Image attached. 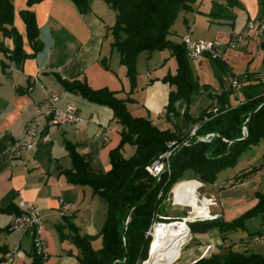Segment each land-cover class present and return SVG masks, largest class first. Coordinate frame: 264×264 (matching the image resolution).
<instances>
[{"label":"crops","instance_id":"1","mask_svg":"<svg viewBox=\"0 0 264 264\" xmlns=\"http://www.w3.org/2000/svg\"><path fill=\"white\" fill-rule=\"evenodd\" d=\"M202 1L209 5L206 16L198 15L199 0L193 3L194 10L191 12L179 11L183 12V15L173 22L167 36L172 43H181V36L186 32L195 39H218L226 43L232 32L244 30L249 19L264 20V3L260 0ZM13 4V24L22 36L27 57L17 65L9 59V52L0 51V262L4 261L8 254L11 256L8 264H29L32 260L31 236L10 228L15 208L24 201L39 208L43 216L42 237L46 257L41 264H79V250L67 237L70 234L69 228L64 226V236H61L55 227L62 222L60 203L72 205L64 215L72 217V222L81 234L90 239L94 249L101 247L108 205L106 200L94 193L89 186L73 184L66 179L62 172L70 169L72 164L65 142L73 143L94 171L106 172L111 167L109 153L120 142L121 124L113 117L110 107L67 91L58 77L64 80L76 79L85 82L92 89L106 88L116 92L121 98L127 97L130 83L126 68L120 63L119 52L111 45L112 37L109 32V27L115 22V13L103 0H91L87 13H81L71 0H42L30 7L27 6V0H13ZM26 8L34 13L39 29L41 48L35 53L27 39L25 24L20 16V11ZM212 12L214 15L210 17ZM199 21L201 25H197ZM0 40L8 51L12 49L13 42L10 38L0 36ZM164 50H167V54L158 53L157 57H152L154 51H142L144 56L140 61L138 54L137 62L150 64L137 66V85L130 94L133 101L128 102L127 107L134 117H148L160 128L184 133L186 128L184 129L180 116L175 118L171 115L169 119L165 118L170 85L163 77L171 73V67L165 70L164 65L170 64L173 56L169 49ZM220 56L235 75L248 71L249 74L244 76L243 80L246 79L249 83L264 73L261 68L263 51L254 36L248 38L246 47L242 49L223 47ZM189 61L200 84L209 87L208 90L201 89L193 95L189 113L191 117H196L208 104L214 102V95L228 87L232 77L226 78L223 83L219 82L213 74L207 56L201 60ZM175 69L176 64L172 72H175ZM55 92L59 94L55 106L63 109L68 104L75 105L78 115L84 120L83 124L50 126L47 129L51 138L49 142L37 141L32 152L11 155L7 149V141L25 137V124L33 116L34 109L47 95ZM238 97L242 98L240 90L234 98ZM177 108L182 112V105ZM132 153V146L125 145L124 155ZM254 178L244 181V184L263 183L256 181L259 178ZM196 185L194 180L186 182L185 185H177L174 188L176 197L179 198V191L188 192L184 198L191 196ZM211 186L204 184L201 189ZM214 195L217 203L212 208L222 217L220 195ZM241 199L243 200L244 196ZM204 200L208 201L203 199L200 207H206ZM250 202L246 207L250 208L256 203L255 196ZM184 205L192 206L190 198ZM233 206L235 205H230ZM235 217L237 216H232L229 220ZM247 227L251 229L247 236L264 232V218H249L243 229ZM230 233L227 240L231 239ZM194 238L195 244L187 247L181 255L180 249L178 256V251L170 256L153 254L145 264H190L200 257L218 252L217 246L227 241L221 240L217 230L194 235ZM95 242L99 243L98 247L94 246ZM156 243H162L160 251L163 254L173 252L180 244L160 240ZM203 250L206 252L203 253ZM248 250L254 251L252 248Z\"/></svg>","mask_w":264,"mask_h":264},{"label":"trees","instance_id":"2","mask_svg":"<svg viewBox=\"0 0 264 264\" xmlns=\"http://www.w3.org/2000/svg\"><path fill=\"white\" fill-rule=\"evenodd\" d=\"M40 1L42 0H27V6ZM71 1L81 13L90 10L91 0ZM103 1L115 13V22L109 27V32L112 37L111 45L119 52L120 63L126 68L130 83L127 97L121 98L116 92L106 88L92 89L85 82L76 79L64 80L58 77L67 91L110 107L113 117L121 124L120 142L109 153L111 167L106 172L94 171L76 146L69 141L65 142L72 164L70 169L62 172L66 179L73 184L89 186L107 202L108 213L102 230L101 247L93 248L90 239L80 233L71 216L62 215V222L55 227L61 236H64L63 227L69 228L70 234L67 237L79 250V264H141L147 259L151 241L147 232L151 225L169 222L160 216H168L167 201L175 186L182 180L215 184L222 169L233 166L246 149L264 141V83L261 77L254 79L252 83L243 80L249 74L248 71L235 75L221 56L208 57L213 74L219 82L223 83L226 78L232 77L231 81H238L239 87L232 86L230 82L226 89L213 96L211 106L217 105L218 112L209 114V120L202 121L207 108L201 110L196 117H191L189 111L193 95L201 89L208 90L209 87L200 84L182 42L172 43L167 38L179 11L190 8L191 0ZM260 1L264 3V0ZM213 15V12L210 13V17ZM20 16L35 53L41 48L35 15L26 8L20 11ZM13 17V0H0V36L10 38L13 42L12 49L8 51L0 40V51L9 52V59L20 65L27 53L23 49L22 36L13 24ZM259 47L263 51L264 69V37L260 40ZM162 49H169L176 61L175 72L163 77L170 85L165 118L180 116L186 128L199 123L196 135L214 133L210 141H199L196 137L189 136V131L183 133L160 128L148 117H134L128 110V102L133 101L130 94L137 85L138 54ZM239 90L242 98H235L236 102L232 103L231 97L236 96ZM178 105L183 106L182 112L178 110ZM242 126L246 127V135L242 134ZM170 142H175L176 147L169 158V170L153 177L146 167L169 149ZM125 145L132 146L131 155H124ZM262 166L263 164L254 166L247 172L240 170L231 178L234 182L232 186L238 180L244 181L247 173L258 171ZM187 171H190V175L183 178ZM255 198L256 203L252 207L232 220H223L218 216L212 220L189 222L192 235L217 230L224 242L229 232L243 228L249 218H264V192H256ZM19 212L20 209L15 208L14 213ZM152 256L150 250L149 258ZM45 257V254L33 250L29 264H41ZM190 264H264V254L248 249L233 250L229 246L226 251L213 252Z\"/></svg>","mask_w":264,"mask_h":264},{"label":"built area","instance_id":"3","mask_svg":"<svg viewBox=\"0 0 264 264\" xmlns=\"http://www.w3.org/2000/svg\"><path fill=\"white\" fill-rule=\"evenodd\" d=\"M250 36L257 38L258 42L264 37V20L254 18L249 19L245 24V28L241 32H232L229 40L226 43L220 41H206L204 39H195L189 33L185 34L182 37V44L184 46L186 56L189 60H201L204 56L207 57H218L221 54L223 47L229 49H242L246 47L247 40ZM261 81L264 83V73L261 76ZM232 86L236 87V80L231 81ZM59 99L58 93H52L47 95L34 109L33 116L25 124V137L22 139H9L7 141V149L9 153L13 156L19 155L22 152L30 153L34 150L36 142L40 141L43 143L49 142L51 140L48 128L50 126H62L66 124H74L79 126L83 124L84 120L78 115V109L73 104H68L63 109L57 108L55 106L56 102ZM217 105H212L207 108L205 115L202 118V121L209 120V114L217 113ZM200 124L195 123L192 125V128L189 131V136L196 137L199 141H210L214 136V133H207L205 135L197 136L196 131L199 128ZM242 134L246 135V127L242 126ZM176 147L175 142L169 143V149L160 154L150 165L146 167L147 171L153 177H158L164 171L169 170V158ZM259 174L264 175V165L260 170L257 171ZM191 180H184L182 182H188ZM196 181V189L204 187V184ZM179 182L177 185L181 184ZM244 181L238 180L237 183H243ZM233 180L230 179V185L232 186ZM235 184V185H236ZM176 185V186H177ZM175 186V187H176ZM212 187L214 190L220 189L222 186L220 184H213ZM176 192L174 191V197ZM179 194L184 195V191H179ZM211 198L207 199L209 204H215V199L213 195ZM177 203V202H176ZM182 204V203H177ZM19 213H15L12 216L10 222V228L13 230L21 231L22 233L28 234L32 238L33 250L37 253L45 254V243L42 237L43 231V216L39 208L35 207L32 204L27 202H21L19 204ZM72 208V205L61 202L60 211L64 215L68 210ZM205 212L200 213L197 217L193 218H183L182 222H192L193 220L204 219V218H215L216 215H209L207 208L204 207ZM160 218L168 220V217L160 216ZM179 222V221H176ZM159 222L153 223L148 230L147 234L153 230L154 225H158ZM246 244L250 245H259L264 247V232L250 234L245 240ZM11 261L10 254L7 255L4 261H1L0 264H8Z\"/></svg>","mask_w":264,"mask_h":264},{"label":"rangeland","instance_id":"4","mask_svg":"<svg viewBox=\"0 0 264 264\" xmlns=\"http://www.w3.org/2000/svg\"><path fill=\"white\" fill-rule=\"evenodd\" d=\"M194 2H195V0H191L190 4H189L190 8L182 9V10L183 11H187V12H191L192 10H194V6H193ZM199 7L200 8L197 9V11L199 12L198 15L200 17H202L204 15L206 16L208 14L207 12L209 10L208 3L206 1L199 0ZM182 15H183V12H180L175 21H178L181 18ZM251 19H254V18H251ZM200 21L197 22V25H201ZM237 32H241V31H237ZM185 34H187V32ZM185 34H183L181 36V41H182V37ZM201 39H204L206 41L216 40V41H220L221 42V40H218V39H206V38H201ZM166 51L167 50H164V49L155 50L153 52L152 57H157L156 55H158V53L167 54ZM143 56H144V52H140L139 53V61L141 60V58ZM151 59H153V58H151ZM171 61L172 62L170 64L166 63L164 65V69L165 70H167V68L171 67V73H167V74H173L174 73L172 71H173L174 66L176 64L175 63L176 62L175 58L173 57ZM160 62H162V60H160ZM140 64L143 65V66H146V65L150 64V62H147V64H145V62H137L136 63V69H137V66L140 65ZM261 68H263V67L261 66ZM236 82L239 83L238 81H236ZM234 97L235 96L231 97V102L232 103L236 102L235 101L236 99ZM210 106L211 105L208 104L207 108L210 107ZM185 128L186 127L184 126V129ZM191 128H192V126H190V128L187 127L186 131H190ZM261 164L264 165V141H260L257 145L246 149L239 156L238 160L236 161V163L233 166L227 167L225 169H222L219 172L215 184H217V185L220 184L222 186V188L218 189L217 191L214 190V188L212 186L208 187V188L206 187L205 189H200V188L195 189L194 194H196V196H197V203L199 205H202L204 197L209 199V198H211L210 197L211 195H214L215 193H218L220 195L219 206L220 207L222 206V208H223V215H222L221 218L223 220H229V219L232 218V216L240 215L242 212L247 210L248 207H246V206H248L251 203L250 199L255 196L256 191L264 192V175L257 174L256 172H250V173H247L245 175L246 179L244 181H247V180L250 181L253 177H255L254 179L259 178V180H256V181H262L263 182L262 184H259V185H258V183L249 185V184H244V182H243V183H237L236 185L231 186L230 185V179L232 177H234V175L236 173H238L240 170H245V169H249L250 170V169H252V167L259 166ZM189 175H190V171H187L183 178H187ZM182 181H184V180H182ZM182 181H180V182H182ZM185 183L186 182H182L181 184L185 185ZM187 193L188 192L185 191L184 195L183 194L182 195L178 194L179 198H181V200L184 199V197H185V195ZM173 195H174V190H173V193L170 194V199L167 201V211L166 212L168 214L167 217L169 218L168 219L169 222H171V221H173V222L174 221H182L183 218L189 219V218L197 217L198 214L194 215L196 207H197V209H199L198 205H196V202L192 203L193 201L190 200V202L192 204V206H191L192 208H191L190 206L184 205L183 202H181V201L177 202L175 200L176 194H175V197ZM243 196H244V199L242 200L241 198ZM215 198H216V195L213 196V199H215ZM204 201L207 204H209L208 201H206V200H204ZM176 202L177 203H182V204H177ZM216 203L217 202L215 200V204H210V205L206 204V208H207L208 211H210L209 215H216L218 217V215L215 213V209L212 208V207H214L216 205ZM233 204L235 206L230 207V205H233ZM190 212L192 213V216H190ZM215 218H210L209 217V218L198 219V220H193V221L212 220V219H215ZM165 221H167V220H165ZM186 226L188 228L187 229V234H186L184 239L179 244L180 254H179V251L178 252L176 251L177 252V254H176L177 256H178V254L181 255L183 253V251H185L187 249V247L193 246L195 244V242H196V239L194 238V236L192 235V233L190 231L188 222H186ZM249 230H251V229L247 227V229L246 228H244V229L243 228H239L237 230L231 231V233H230L231 239H228L227 241H225L223 243V245H218L216 250L218 252L226 251L227 248H229V246H231V248L233 250L242 251L243 249H249V248L251 249L252 248L254 250V252H258V253L264 254V247L263 246L250 245V244H246L245 241H243V240H245V238L248 237L247 235H248ZM150 237H151V241H152L151 234H150ZM151 241H150V244H149V248H150V245H151ZM156 241H157V239L155 240V242ZM233 241H235V242L233 244H230ZM100 242L102 243V240ZM161 242H163V241H161ZM94 246L98 247L99 243L95 242ZM149 248H148L147 259H148V256H149ZM176 252L174 251L173 253L168 254L167 256L173 255ZM205 252H206V250H203V253H205ZM147 259H145V260H147ZM174 259H176V257H174ZM177 259H178V257H177ZM145 260H143V261H145Z\"/></svg>","mask_w":264,"mask_h":264},{"label":"bare ground","instance_id":"5","mask_svg":"<svg viewBox=\"0 0 264 264\" xmlns=\"http://www.w3.org/2000/svg\"><path fill=\"white\" fill-rule=\"evenodd\" d=\"M189 198L191 201H193L192 203L196 202V205H198V207H199V209H197V207H196L194 215L205 212L204 208L200 207L199 204L197 203V196H196V194H194V191H193L192 195L187 197V198H184L181 200V198L175 197V200L177 202L181 201L184 204L185 201L188 200ZM190 216H192L191 212H190ZM187 229L188 228L186 226V223H183L182 221H179V222H176V221H174V222L173 221L161 222L158 225H154L153 230H152V236L153 237H152V241H151L149 251L151 250V252L153 254H160V255H168V254L173 253L174 251L175 252L178 251L180 249L179 246L173 252L168 253V254H163L160 251L162 249V243L157 244L155 242V240L157 239V240L163 241L165 243H170V244L180 243L184 239V237L186 236Z\"/></svg>","mask_w":264,"mask_h":264},{"label":"water","instance_id":"6","mask_svg":"<svg viewBox=\"0 0 264 264\" xmlns=\"http://www.w3.org/2000/svg\"><path fill=\"white\" fill-rule=\"evenodd\" d=\"M151 234V236H152V233H150ZM153 237V236H152ZM148 258H149V256H148ZM146 261V260H145ZM145 261H143V262H141V264H144L145 263Z\"/></svg>","mask_w":264,"mask_h":264}]
</instances>
